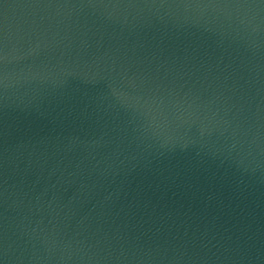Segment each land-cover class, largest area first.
<instances>
[{"label": "water", "instance_id": "water-1", "mask_svg": "<svg viewBox=\"0 0 264 264\" xmlns=\"http://www.w3.org/2000/svg\"><path fill=\"white\" fill-rule=\"evenodd\" d=\"M0 264H264V0H0Z\"/></svg>", "mask_w": 264, "mask_h": 264}]
</instances>
